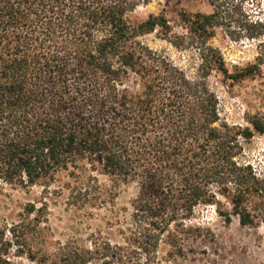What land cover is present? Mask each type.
<instances>
[{"label":"trees","instance_id":"trees-1","mask_svg":"<svg viewBox=\"0 0 264 264\" xmlns=\"http://www.w3.org/2000/svg\"><path fill=\"white\" fill-rule=\"evenodd\" d=\"M158 1L174 0H0V184L57 187L78 209L134 189L123 243L53 241L47 203H28L0 228V264H163V242L184 249L172 227L203 207L227 224L264 223V177L241 161L264 115L229 124L211 82L234 87L263 64L231 72L210 45L222 0H208L210 14L174 10L173 22L166 9L134 17ZM244 30L264 36L263 23ZM149 34L195 59L176 64Z\"/></svg>","mask_w":264,"mask_h":264},{"label":"rangeland","instance_id":"rangeland-1","mask_svg":"<svg viewBox=\"0 0 264 264\" xmlns=\"http://www.w3.org/2000/svg\"><path fill=\"white\" fill-rule=\"evenodd\" d=\"M222 5L221 26L210 45L221 51L231 72L236 66L262 63V75L234 87L225 85L218 75H213L211 82L220 97L223 118L231 125L251 127L246 122L248 114L264 115V36L249 39L244 28L250 23L264 24V0H222ZM165 9L172 22V13L177 9L192 13L213 12L208 0L158 1L139 7L134 17L147 19ZM182 32L176 27L175 33ZM142 41L180 66L195 59L194 52L179 50L156 34L146 35ZM243 147L241 161L264 177V134H255L251 140L243 142ZM101 181L107 183L104 178ZM59 192L57 187L46 191L42 187L22 189L0 184V228L6 222H13L25 204L40 206L41 202H46L53 241L75 239L86 245L96 236L123 243L122 232L129 222L133 188H124L115 200L109 199L102 207L82 209L69 205L67 191ZM172 229L184 236L181 239L184 249L181 254L171 255V246L163 242L158 253L163 264H264V223L255 227L242 226L234 216L227 224L215 208L203 207L184 227Z\"/></svg>","mask_w":264,"mask_h":264}]
</instances>
